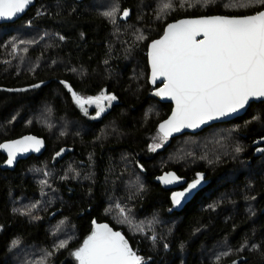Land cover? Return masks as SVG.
I'll list each match as a JSON object with an SVG mask.
<instances>
[{
    "label": "trees",
    "instance_id": "16d2710c",
    "mask_svg": "<svg viewBox=\"0 0 264 264\" xmlns=\"http://www.w3.org/2000/svg\"><path fill=\"white\" fill-rule=\"evenodd\" d=\"M90 2L35 0L19 19L0 23V59L3 57L2 45L12 34V27L28 24L35 33H51L46 47L29 51L27 56L30 59L39 60L33 69H7L0 62V142L28 133L42 137L45 142L40 155L19 159L12 170L0 169V264L9 263L8 248L13 239L48 248L51 243L49 221L61 217L71 221L79 241L89 237L93 218L119 229L129 247L150 260L141 264H264V182L261 178L264 170L252 175L240 172L237 177L239 180L250 177L256 188L257 218L251 220L240 205L234 211L223 209L217 213L203 206L214 198V194L208 198L205 192L230 186L226 176L236 170L229 163L212 168V164L186 168L170 164L161 169L156 164L158 156L179 137L199 135L213 126L241 123L254 114L264 121L263 106L251 103L242 116L228 122L211 124L197 133L167 138L164 146L151 153L149 144L159 133L157 124L168 114L170 105L147 96L152 87L147 82L146 57L148 42L158 37L169 21L187 16L247 15L264 8V4L241 11H229L218 4L192 9L176 7L164 19L156 21L152 0H144L148 9L145 14L139 11L141 0H117L121 10L127 9L128 16L119 19L115 26L94 5L91 7ZM19 60L13 58L14 63ZM135 63L142 69L140 82L131 73ZM68 86L85 99L99 94L115 96L116 99L98 119L89 120L87 115L93 110L83 111L73 100ZM153 101L161 105V113L155 118H147L145 110ZM46 105L54 119L66 118L76 122L77 136L57 138L35 121H26L31 111ZM256 107L259 110L252 112ZM104 124H110L106 137L103 133L99 135ZM263 134L264 125L249 123L247 134L242 135L248 147L245 155L250 165H254L260 156L252 155L250 141ZM62 150L63 154L57 155ZM4 159L0 153V163ZM45 163L52 164L55 169L51 179L63 200L54 206L53 209L59 207L60 210L53 218L49 219L46 213L41 219L30 221L14 208L15 201L21 196L36 195L39 186L29 173ZM69 164L76 168L78 164L90 165L93 170L91 180L79 182L71 179L64 170ZM166 170H173L187 180L196 172H204L207 185L198 190L182 210L170 211L169 190L153 181L155 175ZM132 171L141 175V183L137 192L129 194L124 186ZM114 194L130 198L140 220L149 217L164 219L161 235L164 243L157 251H152L151 238H144L138 230L137 234H130L105 214L107 199ZM223 238L228 239L233 253L218 261L200 258L201 247L212 246ZM252 239L257 242L255 248L240 249L244 242ZM72 248L73 244L69 243L55 253L50 258L51 264H76L70 253Z\"/></svg>",
    "mask_w": 264,
    "mask_h": 264
},
{
    "label": "rangeland",
    "instance_id": "374dc122",
    "mask_svg": "<svg viewBox=\"0 0 264 264\" xmlns=\"http://www.w3.org/2000/svg\"><path fill=\"white\" fill-rule=\"evenodd\" d=\"M154 19L156 21L164 19L167 14L175 10L174 8L192 9L202 8L207 5H230L226 7L229 11H241L244 9L254 8L261 3V0H209L208 3H204L203 0H152ZM171 3L170 8H165L164 5ZM175 3V5L173 4ZM91 7L94 5L96 9L103 15L105 12H113V16L106 18L110 20L115 26L118 24V20L124 17L125 10H121L117 0H91L89 3ZM183 4V6H181ZM238 4H244L245 7H239ZM191 5V6H189ZM147 3L141 0L139 11L141 14H145L148 9L145 7ZM105 16V15H104ZM12 34L5 38L6 42L3 43L1 48L2 58L0 62L7 69L21 68L33 69L39 60H32L27 56L29 51L36 47H46L51 38V33L45 31L41 33H35L32 26L28 24L18 25L12 27ZM157 38V37H156ZM151 41V40H150ZM5 45V46H4ZM7 54H10L7 56ZM13 58H19L16 63L13 62ZM21 61L23 64L21 65ZM132 76L140 82L142 78V69L135 63L131 69ZM105 96V94H99L96 97ZM94 97V98H96ZM113 103L108 100H101L100 107L104 108V111L100 112L97 116V112L100 108L96 104L84 105L83 111L93 110L90 115H87L89 120H96L102 114H104ZM252 104H250L251 106ZM249 106V107H250ZM49 106H43L40 109L31 111L26 121H35L38 125L48 129V134L55 135L57 138H67L71 136H77V123L66 118L54 119ZM249 109V108H248ZM247 109V110H248ZM259 110L257 107L252 109ZM161 113V105L153 101L145 110L147 118H155ZM249 123L258 125H264V121L258 114H254L251 119L245 120L241 123H227L218 126L210 127L199 135L195 136H182L171 141L168 150L158 156L156 164L161 169L166 165L174 164L186 168L191 165L212 164L211 168L221 164L229 163L231 167L239 171L238 173L228 174V179L231 184L227 188L211 189L205 192L207 197L214 194V198L207 201L205 208L217 213L223 209L234 211L238 205L242 208L244 213L251 220L257 218V207L255 205L257 193L254 182L250 177L237 179L240 172L246 175H252L254 173H260L264 170V152H261L258 161L254 165H250L249 158L246 157L248 150L245 144L244 137L242 135L247 134V125ZM110 124H104L101 127V134L106 137L109 133ZM167 143V139H162L159 133H156L149 144V151L154 153ZM160 144L159 148L153 150V145ZM239 148L240 151L236 149ZM64 150V149H63ZM64 151H60L61 155ZM126 162V158L124 159ZM83 167L82 171L79 170ZM86 167V168H85ZM258 167L257 171L255 169ZM85 168V169H84ZM64 170L68 171L70 178L76 181H90L93 174L92 167L90 165L78 164V167H74L72 164L65 165ZM55 173V169L52 164H43L34 167L30 171V176L37 182L39 189L34 196H21L16 199L14 208L27 217L30 221H37L44 217L48 213L47 217L54 210H60L59 207L54 208L62 202L63 198L61 193L55 188L52 182V175ZM58 176V172H56ZM264 182V173L261 175ZM239 180V181H238ZM240 182V183H239ZM141 183V175L132 171L129 173V177L124 186L128 190V193L137 192V187ZM223 184V183H222ZM212 190H216L212 191ZM237 200L239 202H237ZM203 203V199L201 201ZM133 204L130 198H124L118 194L109 196L106 203L105 214L109 216L116 224L124 226L126 231L130 234H137V230L141 236L151 238L152 251H157L158 247L163 242L161 237L164 230V219L155 220L153 218H146L142 221L137 217V213L133 208ZM53 209V210H52ZM123 210V211H121ZM234 213V212H233ZM48 231L51 237V243L48 248H44L41 245L35 243H23L20 240L13 239L9 245L8 252V264H51V257L59 250L63 249L69 243L73 244V248L70 250L72 257L75 259L76 264H80L79 260L75 256V252L81 248L84 241H79V237L74 231L73 224L67 217H61L57 220L49 221ZM63 243V247L60 245ZM71 245V244H70ZM257 242L252 239L249 242H244L242 248H255ZM233 247L228 242V239H222L219 242L214 243L212 246L201 247L199 254L201 259L208 261H218L222 257L233 253ZM236 251H239L236 250ZM142 258L141 263H148L150 260L143 257L141 254L135 252ZM182 264V262H180Z\"/></svg>",
    "mask_w": 264,
    "mask_h": 264
},
{
    "label": "snow or ice",
    "instance_id": "6c2138e0",
    "mask_svg": "<svg viewBox=\"0 0 264 264\" xmlns=\"http://www.w3.org/2000/svg\"><path fill=\"white\" fill-rule=\"evenodd\" d=\"M203 2L206 4L209 0ZM30 3L31 0H0V17L15 16ZM261 3L264 4V0ZM171 6V3L164 5L165 8ZM237 6L245 7L244 4ZM115 10L103 15L111 17ZM123 15L128 16V11ZM200 35L203 39L197 40ZM150 47L152 82L165 78L164 86L156 94L175 101L172 115L159 126L164 140L182 128H196L207 120L234 113L244 108L250 99L264 98V10L240 17L181 20L169 24L164 36ZM72 97L81 108L85 104H96L100 108L97 116L104 111L100 107L101 100L116 99L103 95L85 99L74 91ZM41 143L34 137H25L0 147L9 150L7 162L11 164L17 151H27V146L39 151ZM160 146L152 147L154 150ZM256 150L264 152L262 148ZM160 179L171 184L179 178L168 173ZM201 179V174H197V179L183 192L173 193V203L179 204ZM60 246L63 247V243ZM75 256L80 264H141L142 261L123 235L107 225H96Z\"/></svg>",
    "mask_w": 264,
    "mask_h": 264
},
{
    "label": "water",
    "instance_id": "95a60500",
    "mask_svg": "<svg viewBox=\"0 0 264 264\" xmlns=\"http://www.w3.org/2000/svg\"><path fill=\"white\" fill-rule=\"evenodd\" d=\"M35 4V0H31V3L29 5H27L25 7V9L19 13H17L15 16L12 17H0V23H8V22H14L15 20L19 19L20 17L23 16V14H25V12ZM264 10V8L260 9L259 11ZM258 12V11H257ZM256 13V12H255ZM255 13L252 14H247V15H254ZM247 15H219V14H215V15H200V16H187V17H181V18H177L175 20L169 21L167 22L162 30V33L157 37L152 39L151 41L148 42L147 44V51H146V57H147V68H148V74H147V82L148 84L152 87V89L149 91V93L147 94L148 97L154 98L156 100H158L159 102L162 103H167L170 105V110L168 112V114L161 120L158 122L157 124V130L160 133L159 130V126L160 124H162L164 121L168 120L169 117L172 115L173 110L175 109V101L171 99V97H162L157 95V90L162 88L164 86L165 83V78L164 77H159L157 78V80L155 81V83L152 82V69H151V57H150V52H151V44L154 41L160 40L166 30L169 24H174L177 23L178 21L181 20H191V19H199V18H204V17H216V16H220V17H240V16H247ZM197 40L203 39V36H197L196 37ZM71 92V96H72V91ZM73 98V97H72ZM74 100V99H73ZM262 102V106H263V116H264V98H254V99H250L249 103L245 105L244 108L237 110L234 113H230L227 116L224 117H217L214 118L212 120H207L205 123L200 124L198 127L196 128H182L179 132H173L168 138L171 137H175L177 135L183 134V133H197L199 131H201L202 129H204L205 127L211 125V124H215V123H221V122H228L236 117L242 116L247 109L249 108L251 103H259ZM161 134V133H160ZM162 135V134H161ZM25 137H34L37 140H40L42 143L39 146V151H36L34 147L32 146H27L28 150L27 151H17L15 154V158L13 159V162L11 164H9L7 161L9 159V150L3 147H0V153L4 155L5 159L2 163H0V169H7V170H12L17 161L19 159H24L27 158L30 155H35L38 156L40 155L45 148V142L43 140L42 137L40 136H36L34 134H23L20 135L18 137L15 138H11V139H7V140H3L0 142V145H4V144H11L13 142L16 141H20L23 140ZM264 135L255 139L251 145L252 146H261L264 144ZM168 173H173L175 174L176 177H178L179 179L171 184H165L160 177H164L166 174ZM197 174H201L202 179L200 180V183L196 186L195 189H192L190 191V193H186L184 198H181V202L179 204H174L173 200H172V196L173 193H177V192H183L190 183H192L194 180L197 179ZM153 181L162 185L164 188L169 189L170 193L168 195L169 197V201L171 204V208L170 211H180L183 209V207L193 198V196L198 192V190H201L203 187H205L207 185V180L205 179V173L204 172H196L194 175V178L191 179L190 181H188L185 185V178L182 176L177 175L173 170H166V171H162L159 174L155 175L153 177ZM59 212V210H54L52 213L49 214L48 218L51 219L53 218L57 213ZM92 222V233L96 228V225H107L109 228H111L114 232H119L121 233V235H123V237L125 238L124 234L119 230V229H113V227H111L107 222H97L95 221V219L93 218L91 220Z\"/></svg>",
    "mask_w": 264,
    "mask_h": 264
},
{
    "label": "flooded vegetation",
    "instance_id": "af4514ba",
    "mask_svg": "<svg viewBox=\"0 0 264 264\" xmlns=\"http://www.w3.org/2000/svg\"><path fill=\"white\" fill-rule=\"evenodd\" d=\"M259 103H261V105H262V102H259ZM264 135V134H263ZM263 135H260V136H258L257 138H259V137H261V136H263ZM257 138H255V139H257ZM254 139V140H255ZM254 140H252V141H250V147H251V149H250V151H251V153H252V155H260L261 154V152H258L256 149L257 148H262V149H264V144L263 145H261V146H252L251 145V143L254 141ZM183 177V176H182ZM185 178V177H184ZM194 177H192L191 179H193ZM191 179H189V180H187L186 178H185V183H184V185L188 182V181H190ZM206 179V178H205ZM208 181V180H207ZM169 190V189H168ZM169 193H170V190H169V192H168V195H169ZM113 229H115V228H113ZM92 234V232L90 233V235ZM89 235V236H90ZM125 239V238H124ZM126 240V239H125Z\"/></svg>",
    "mask_w": 264,
    "mask_h": 264
}]
</instances>
